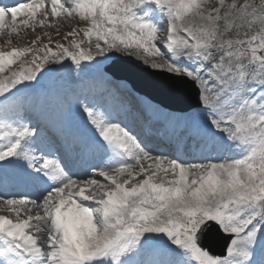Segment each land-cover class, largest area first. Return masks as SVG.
<instances>
[{
	"label": "snow or ice",
	"instance_id": "snow-or-ice-1",
	"mask_svg": "<svg viewBox=\"0 0 264 264\" xmlns=\"http://www.w3.org/2000/svg\"><path fill=\"white\" fill-rule=\"evenodd\" d=\"M73 18L0 50V264H264V0H0Z\"/></svg>",
	"mask_w": 264,
	"mask_h": 264
},
{
	"label": "bare ground",
	"instance_id": "bare-ground-1",
	"mask_svg": "<svg viewBox=\"0 0 264 264\" xmlns=\"http://www.w3.org/2000/svg\"><path fill=\"white\" fill-rule=\"evenodd\" d=\"M11 2H14L15 0H10ZM209 1V0H208ZM7 19H9V18H7ZM10 25V24H9ZM7 28V27H6ZM23 28H25V27H19V30H21V29H23ZM10 32V31H9ZM43 33H45L44 31H42ZM42 32H40L39 34L40 35H43L42 34ZM49 32L51 33V35H52V38H53V40H54V42H57V38L59 37V35L57 34V31H56V29H53V28H49ZM60 33H61V31H60ZM32 34H34V32H32ZM36 34H34L33 36H35ZM0 36H2V37H4V40H2V42H3V45L4 46H6V47H11V46H17V47H23V46H26L28 43H29V40L28 39H26V38H24L25 39V41L22 43V42H20L19 41V37H14V42H15V44L10 40V39H8V40H6V38H11V36H14V35H4V34H2V33H0ZM18 36V35H17ZM11 41V45L8 43V41ZM56 40V41H55ZM45 43H47V38H45ZM160 147V149L161 150H163V151H167L168 150V148H169V145L164 141L163 142V144L162 145H160L159 146ZM195 162H199V160H197V161H195ZM90 203V202H89ZM34 211V210H33ZM2 214H6L4 211H2V210H0V215H2Z\"/></svg>",
	"mask_w": 264,
	"mask_h": 264
},
{
	"label": "rangeland",
	"instance_id": "rangeland-1",
	"mask_svg": "<svg viewBox=\"0 0 264 264\" xmlns=\"http://www.w3.org/2000/svg\"><path fill=\"white\" fill-rule=\"evenodd\" d=\"M217 2H218V0H216ZM217 2H212V3H209V5H215V4H217ZM227 2H231V0H229V1H227ZM256 2L258 3L259 2V0H256ZM76 20H78V18H76ZM65 23H67V20H61L60 22H59V31H61V35H59V37L57 38V41H59V42H65V41H63V39H62V34H64V33H66L67 31H69V30H71L70 29V27H66V25H65ZM63 25H64V27H63ZM84 25H83V23L82 22H80V24H79V27L81 28V27H83ZM79 29V28H78ZM77 29V30H78ZM5 30H7V29H5ZM39 31L40 32H42V31H44V32H48V33H50L49 32V28H39ZM39 34V33H38ZM42 34H44L43 32H42ZM51 34V33H50ZM37 35V34H36ZM28 36H30V38L31 37H34L32 34H31V32H29L28 33ZM83 36V34L81 33V36L79 37V38H81ZM46 38V37H45ZM1 39H2V37H0V45H1V43H3L2 41H1ZM4 39V38H3ZM8 39H10L14 44H15V42H14V36H11V38L9 37V38H7V40ZM69 39H72V37H69ZM19 41L20 42H24L25 41V39H24V37H19ZM54 41V40H53ZM56 41V40H55ZM9 50L8 48H5V49H3V50ZM185 106H187V105H185ZM68 117H69V119H71V115L70 114H68Z\"/></svg>",
	"mask_w": 264,
	"mask_h": 264
}]
</instances>
